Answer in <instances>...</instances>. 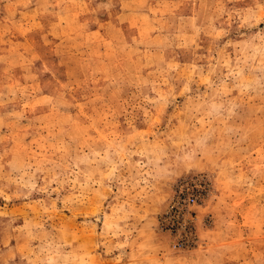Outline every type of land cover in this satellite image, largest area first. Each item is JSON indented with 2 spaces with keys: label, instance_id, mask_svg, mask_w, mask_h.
<instances>
[{
  "label": "rangeland",
  "instance_id": "1",
  "mask_svg": "<svg viewBox=\"0 0 264 264\" xmlns=\"http://www.w3.org/2000/svg\"><path fill=\"white\" fill-rule=\"evenodd\" d=\"M0 264H264V0H0Z\"/></svg>",
  "mask_w": 264,
  "mask_h": 264
},
{
  "label": "built area",
  "instance_id": "2",
  "mask_svg": "<svg viewBox=\"0 0 264 264\" xmlns=\"http://www.w3.org/2000/svg\"><path fill=\"white\" fill-rule=\"evenodd\" d=\"M187 202H193L194 197L192 195L187 196L186 198Z\"/></svg>",
  "mask_w": 264,
  "mask_h": 264
}]
</instances>
